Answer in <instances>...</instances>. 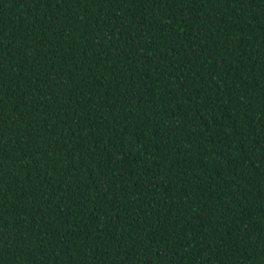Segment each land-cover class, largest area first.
Listing matches in <instances>:
<instances>
[{"label": "trees", "instance_id": "trees-1", "mask_svg": "<svg viewBox=\"0 0 264 264\" xmlns=\"http://www.w3.org/2000/svg\"><path fill=\"white\" fill-rule=\"evenodd\" d=\"M0 264H264V0H0Z\"/></svg>", "mask_w": 264, "mask_h": 264}]
</instances>
